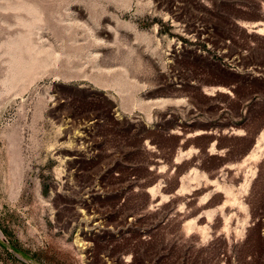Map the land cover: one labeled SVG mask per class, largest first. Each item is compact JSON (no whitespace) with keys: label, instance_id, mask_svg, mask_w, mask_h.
<instances>
[{"label":"rangeland","instance_id":"1","mask_svg":"<svg viewBox=\"0 0 264 264\" xmlns=\"http://www.w3.org/2000/svg\"><path fill=\"white\" fill-rule=\"evenodd\" d=\"M263 131L264 0H0V264H264Z\"/></svg>","mask_w":264,"mask_h":264},{"label":"bare ground","instance_id":"2","mask_svg":"<svg viewBox=\"0 0 264 264\" xmlns=\"http://www.w3.org/2000/svg\"><path fill=\"white\" fill-rule=\"evenodd\" d=\"M202 134H203V133H202ZM260 138H264V131L262 132ZM259 141H260V140L257 141V144L255 145L254 148L259 147V144H258V143H260ZM251 153H252V152H251ZM251 156H252V155H251ZM249 157H250V155H249ZM235 174H236V173H235ZM231 203H232V202H231ZM208 218H209V217H208Z\"/></svg>","mask_w":264,"mask_h":264},{"label":"crops","instance_id":"3","mask_svg":"<svg viewBox=\"0 0 264 264\" xmlns=\"http://www.w3.org/2000/svg\"><path fill=\"white\" fill-rule=\"evenodd\" d=\"M262 134V133H261Z\"/></svg>","mask_w":264,"mask_h":264}]
</instances>
